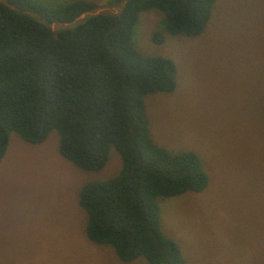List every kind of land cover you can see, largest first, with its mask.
<instances>
[{
    "label": "rangeland",
    "instance_id": "1",
    "mask_svg": "<svg viewBox=\"0 0 264 264\" xmlns=\"http://www.w3.org/2000/svg\"><path fill=\"white\" fill-rule=\"evenodd\" d=\"M57 6L73 0H35ZM91 13H116L122 2L92 0ZM157 10L140 13L132 43L145 55L174 60L176 87L146 100L149 133L172 153L192 150L208 175L200 192L160 198V226L185 264H264V0H215L196 37L166 36ZM137 34V37H136ZM136 37V39H135ZM52 130L39 144L11 132L0 160V264H148L118 259L88 240L81 185L120 168L118 152L99 171H83L57 150Z\"/></svg>",
    "mask_w": 264,
    "mask_h": 264
},
{
    "label": "trees",
    "instance_id": "2",
    "mask_svg": "<svg viewBox=\"0 0 264 264\" xmlns=\"http://www.w3.org/2000/svg\"><path fill=\"white\" fill-rule=\"evenodd\" d=\"M110 1L122 2L118 12L87 14L54 31L52 24L71 23L98 4L0 0V160L11 132L39 144L55 130L58 153L83 171L104 168L115 149L119 170L78 191L88 240L110 246L122 262L185 264L161 229L159 200L202 191L208 175L196 152L172 153L150 136L145 100L172 92L177 69L170 57L139 52L132 37L148 10L162 16L154 43L165 33L196 37L215 0Z\"/></svg>",
    "mask_w": 264,
    "mask_h": 264
}]
</instances>
